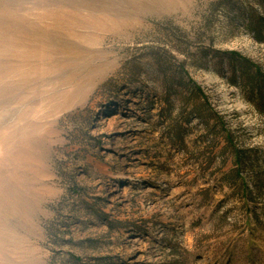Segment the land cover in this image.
<instances>
[{
    "label": "rangeland",
    "instance_id": "374dc122",
    "mask_svg": "<svg viewBox=\"0 0 264 264\" xmlns=\"http://www.w3.org/2000/svg\"><path fill=\"white\" fill-rule=\"evenodd\" d=\"M0 264H264V0H0Z\"/></svg>",
    "mask_w": 264,
    "mask_h": 264
},
{
    "label": "trees",
    "instance_id": "16d2710c",
    "mask_svg": "<svg viewBox=\"0 0 264 264\" xmlns=\"http://www.w3.org/2000/svg\"><path fill=\"white\" fill-rule=\"evenodd\" d=\"M226 141H227L228 145L232 144L231 137L228 134H226ZM237 156H238V154H237Z\"/></svg>",
    "mask_w": 264,
    "mask_h": 264
}]
</instances>
